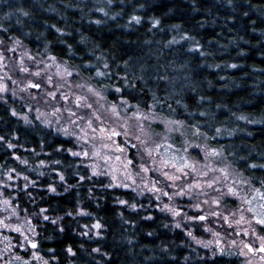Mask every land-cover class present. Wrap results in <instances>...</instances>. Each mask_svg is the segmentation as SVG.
<instances>
[{"label":"trees","instance_id":"trees-1","mask_svg":"<svg viewBox=\"0 0 264 264\" xmlns=\"http://www.w3.org/2000/svg\"><path fill=\"white\" fill-rule=\"evenodd\" d=\"M0 40L66 62L109 102L183 122L177 139L207 142L264 191V0H0ZM21 95L0 98V179L18 178L0 190L34 217L49 264H247L196 242L212 217L178 224L151 194L93 174L73 153L78 139ZM190 154L202 158L199 147Z\"/></svg>","mask_w":264,"mask_h":264},{"label":"rangeland","instance_id":"rangeland-1","mask_svg":"<svg viewBox=\"0 0 264 264\" xmlns=\"http://www.w3.org/2000/svg\"><path fill=\"white\" fill-rule=\"evenodd\" d=\"M0 56V98L7 92L22 99L21 94L27 96L48 126L78 139L80 149L73 153L86 159L93 174L108 176L114 187L151 194L178 224L196 221L203 214L212 217L216 225L210 220L206 223L210 237L196 242L218 251L235 250L247 264H264L260 251L264 235L257 229L259 221L253 219L256 212H252L255 188L251 189L249 179L232 163L221 162L207 142L189 141L184 134L182 140L177 139L176 133H184L183 122L159 117L127 101L109 102L104 92L66 62L51 55L35 57L20 41L11 46L0 40ZM138 111L141 116L133 115ZM160 123L162 128H158ZM195 147L202 150L201 159L190 154ZM147 149H151L150 155ZM83 152L88 155H81ZM189 163L195 164V171ZM17 179L12 175L0 179V189L11 187L9 181ZM0 192V264H49L38 250L34 217L16 206L15 195ZM224 195L238 197V208H226Z\"/></svg>","mask_w":264,"mask_h":264},{"label":"snow or ice","instance_id":"snow-or-ice-1","mask_svg":"<svg viewBox=\"0 0 264 264\" xmlns=\"http://www.w3.org/2000/svg\"><path fill=\"white\" fill-rule=\"evenodd\" d=\"M134 19H138V17H134ZM156 22L159 23V21H156ZM2 58H3V57L0 56V59H2ZM24 71L26 72V71H28V69L25 68ZM39 74H40L39 72L36 73V75H39ZM100 75H103V73H100ZM49 82H51V81H49ZM36 87H40V85L37 84ZM96 95H99V93H96ZM65 99H67V97H65ZM79 102H80V98L78 97V98L76 99V103H79ZM89 107H91V106L89 105ZM117 115H119V113H117ZM133 115L139 117V116L142 115V113L138 111V112L134 113ZM177 123H178V122H177ZM197 131H199V129H197ZM65 134L67 135V133H65ZM85 138H86V137H85ZM0 139H4V138H3V137H0ZM136 139L139 140L140 137L137 136ZM147 151H148V153H149V155H150V154H151V149H147ZM81 155L87 156L88 153H87V152H83V153H81ZM25 163H27V161H25ZM42 163H43V162H42ZM154 164H155V162L153 161V165H154ZM187 166L190 167V168H192L193 171H195V164H194V163H189ZM147 170H148L147 168L144 169V171H147ZM221 171H223V169H222ZM164 175L167 176L168 173H164ZM61 179H63V175H61ZM126 186H127V185H126ZM49 187L51 188L52 191H55V190H56V189H55L54 187H52L51 185H50ZM190 187H191V185H190ZM255 191L257 192V194H258L262 199H264V191H261L260 189H255ZM230 192H231V194H233V195H238V192H237L235 189H230ZM181 194H183V193H181ZM122 203H124V201H122ZM214 203H216V204H220V200H215ZM248 203L250 204L251 201H249ZM166 207H167V206H166ZM196 207H199V205H196ZM41 211H43V210H41ZM81 211H83V209H82ZM252 212L255 213V212H256V209L253 208V209H252ZM214 215H219V213L217 212V213H215ZM192 219H195V217H193ZM199 219H202V220H203V219H207V217H199ZM241 219H243V216H241ZM253 219L258 220V221H259V224L264 225V216H262V215H256V216L253 217ZM5 226H7V225H5ZM97 226H99V225H97ZM260 239H261L262 241H264V237H261ZM30 242L33 244V246H35V244H36L35 241H30ZM22 246H23V245H22ZM246 246H247L248 248H250V249L253 248L252 244H248V245H246ZM253 250L255 251V249H253ZM260 251L264 252V243H261V244H260Z\"/></svg>","mask_w":264,"mask_h":264}]
</instances>
